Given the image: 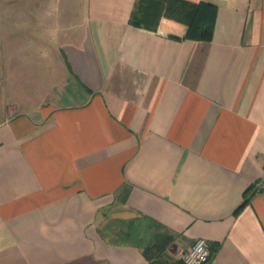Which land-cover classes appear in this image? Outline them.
Wrapping results in <instances>:
<instances>
[{"label":"crops","instance_id":"0c3cea01","mask_svg":"<svg viewBox=\"0 0 264 264\" xmlns=\"http://www.w3.org/2000/svg\"><path fill=\"white\" fill-rule=\"evenodd\" d=\"M85 11L0 82V264H264V0Z\"/></svg>","mask_w":264,"mask_h":264},{"label":"rangeland","instance_id":"374dc122","mask_svg":"<svg viewBox=\"0 0 264 264\" xmlns=\"http://www.w3.org/2000/svg\"><path fill=\"white\" fill-rule=\"evenodd\" d=\"M87 1L0 0V82L6 75L12 98L15 83L29 89L27 83L37 67L31 54L39 47L45 53L57 52L63 37L76 28L77 14H85Z\"/></svg>","mask_w":264,"mask_h":264},{"label":"built area","instance_id":"2783aa9c","mask_svg":"<svg viewBox=\"0 0 264 264\" xmlns=\"http://www.w3.org/2000/svg\"><path fill=\"white\" fill-rule=\"evenodd\" d=\"M184 264H212L209 242L200 237L193 246L181 254Z\"/></svg>","mask_w":264,"mask_h":264},{"label":"trees","instance_id":"16d2710c","mask_svg":"<svg viewBox=\"0 0 264 264\" xmlns=\"http://www.w3.org/2000/svg\"><path fill=\"white\" fill-rule=\"evenodd\" d=\"M208 9H210L211 5L210 4H206ZM193 29L195 32L199 33L200 35H205L207 36L210 32H211V25L210 23L208 25H196V24H193ZM163 248V245H160V244H153L151 246H148L145 250V253L146 255L152 259L154 257H156L158 255V253L160 252V250ZM211 258H212V255H211ZM176 264H184L183 261H180Z\"/></svg>","mask_w":264,"mask_h":264}]
</instances>
